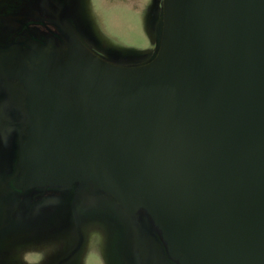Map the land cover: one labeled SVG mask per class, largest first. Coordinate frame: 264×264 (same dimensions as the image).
Returning <instances> with one entry per match:
<instances>
[{"label":"water","instance_id":"obj_1","mask_svg":"<svg viewBox=\"0 0 264 264\" xmlns=\"http://www.w3.org/2000/svg\"><path fill=\"white\" fill-rule=\"evenodd\" d=\"M59 32L3 71L27 114L15 187L73 184L75 241L53 264L81 244L85 186L126 221V264L138 209L174 264H264V0H160L155 51L131 65Z\"/></svg>","mask_w":264,"mask_h":264},{"label":"flooded vegetation","instance_id":"obj_2","mask_svg":"<svg viewBox=\"0 0 264 264\" xmlns=\"http://www.w3.org/2000/svg\"><path fill=\"white\" fill-rule=\"evenodd\" d=\"M156 2L160 8V0H155V14ZM68 4L69 0H0V242L18 237L22 230L30 234L31 226L40 232L43 225L48 247L45 255L50 260L51 241L53 235L57 236L51 227L53 214L68 209L73 184L24 191L15 187L27 114L21 85L16 79L7 78L3 71L12 59L30 57L50 42L57 45L61 28L72 29L80 40V34L70 25ZM49 192L56 194L51 196ZM103 198L106 196L85 186L77 194L75 206L78 200L89 202ZM126 219L138 264H174L165 255L157 232L145 216H132L134 225L130 217ZM65 254L57 252L53 263Z\"/></svg>","mask_w":264,"mask_h":264},{"label":"rangeland","instance_id":"obj_3","mask_svg":"<svg viewBox=\"0 0 264 264\" xmlns=\"http://www.w3.org/2000/svg\"><path fill=\"white\" fill-rule=\"evenodd\" d=\"M68 7L71 27L80 34L82 44L100 58L131 65L152 56L159 33L160 8L156 2L155 14V0H69ZM81 202L75 206L81 244L61 264H126L131 256L129 243L124 241L126 229L122 236L126 221L122 225L119 210ZM58 212L51 224L53 234L59 236L53 235L51 260L45 255L47 234L42 225L40 232L31 226L30 234L22 230L18 237L6 238L8 243L0 242V264H53L57 252H67L75 241L71 216L67 208ZM134 214L138 217L144 212L138 209Z\"/></svg>","mask_w":264,"mask_h":264}]
</instances>
